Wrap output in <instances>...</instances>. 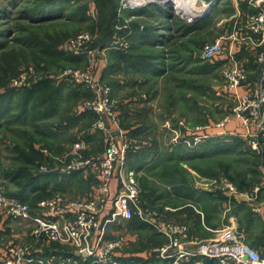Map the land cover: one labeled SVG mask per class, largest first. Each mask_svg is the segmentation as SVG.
Masks as SVG:
<instances>
[{"label": "rangeland", "instance_id": "obj_1", "mask_svg": "<svg viewBox=\"0 0 264 264\" xmlns=\"http://www.w3.org/2000/svg\"><path fill=\"white\" fill-rule=\"evenodd\" d=\"M45 1L48 0H0V32H5L6 41V45L0 50V59L2 57L0 69L12 72L10 79L6 80L7 84L13 76L26 72L34 74L37 81L45 79L52 82L49 89L62 86V101L55 116L50 120L36 123L39 126L38 133L48 131V135L41 136L43 138H37L40 134H37L34 131L35 127L30 124L25 126L13 124L11 127L6 124L8 120L20 116V111L17 110L20 94L15 95L7 112L0 116V191L10 195L18 190L16 183L10 182L7 178L6 172L23 162L19 160L21 159L19 149L24 147V142L31 135L41 139L36 147L40 153L49 157V163L43 165L41 171L48 172L51 167L58 170V174L47 179L44 186L40 184L42 190L46 191V194H60L77 201L86 199L94 187L90 183L92 180L88 181L89 183L84 180V174L76 178L74 175L71 176L75 171L64 174L65 167L72 160L71 157L67 159L66 157L71 155L75 144L84 141L82 139L89 142H85L83 150L88 155L86 158L98 161L105 150V144L103 140L101 141L103 136L94 129L96 122L94 115L79 116L75 113L79 101L89 98L85 94V88L72 84L65 75V71L69 69L84 70L88 64L83 59L80 64H73L63 57L52 60L50 64L37 61L33 56L26 55L27 48L16 39L29 33L62 37L63 43L59 50L63 52V49L66 50V42L70 39L81 33H91L95 25L103 24V19L108 13V5L103 9L105 15L99 20L93 0H60L61 4L56 5L46 4ZM201 1L206 3L205 5L209 4V7L202 5V2L197 4L198 8L200 10L204 8V11L192 20L175 15L173 6L159 2L141 5L122 13L121 16L118 15L120 22L115 26L116 31L125 30L134 34L131 37L130 53H127L130 57L120 62L111 56L104 60L97 55L93 61L96 77L111 85L117 127L123 131L127 139L136 144L138 147L136 150L139 152L142 149L139 152L142 155L157 152L161 158L163 155H176L170 166L166 164L164 168L157 170L158 163L146 159L152 162L151 166H144V169L139 170L140 201L143 207L145 206L142 197L145 199V196L151 193L148 191L151 186H156L157 191L153 196L157 199L163 193L161 185H165L171 179L177 180L182 177L183 171L178 169V161L175 160L179 157H182L187 170L191 168L188 172L197 169L206 174L203 176L208 184L209 181L215 182L217 188L220 186V179H227L234 185L243 182L244 186L247 185L243 193L248 194V191L253 190L255 185L261 182L258 156L251 150L248 139L238 137L237 128L233 130L234 135L226 131V126L229 125L226 121L231 116L236 101L223 91L224 80L220 63H211L201 58V50L205 45L214 43L235 26L236 5L232 4L233 0ZM43 2L45 5H42ZM47 5L50 7L44 8ZM59 15H63L64 18L55 19ZM46 16H52L53 19L35 22ZM249 68L250 71L253 70L252 77H256L255 70L251 69V66ZM39 96L38 93L37 97ZM75 116L79 117L73 120ZM107 124L111 125L109 122ZM217 125H223L222 129ZM216 129L221 130L219 132L221 136L214 143L209 140L201 141L199 150L206 148L210 152L216 148L217 152L204 154L194 152L193 159H189L187 155L189 153L191 155V152L184 149L189 147L187 143L193 144L191 142L193 132L211 137L215 135L211 133ZM184 132L186 136L183 135ZM171 149H177L178 155L173 154ZM80 154L85 157L83 153ZM43 168H46V171ZM87 175L85 176L89 177V172ZM177 175L179 177H175ZM92 177L95 178V175L91 173L90 178ZM155 181L159 185H156ZM248 184H252L253 189H249ZM211 188L213 189L212 186ZM36 197L37 193L27 194L25 200L35 207L38 203L34 201ZM249 203L251 202L247 201L242 206L236 204L234 209L239 208L240 215H244V218L254 224L255 238L260 234L264 236L262 227L255 220V213L251 208L253 206ZM145 210L150 212L146 207ZM233 225L246 242L249 239L246 237L248 233H244L239 217ZM129 229L126 228L127 244L131 238ZM26 240L30 241L24 243L32 242L31 238ZM161 243L160 237L155 236L154 239L146 229H143L137 235L135 244L141 251H148L157 246L154 250L156 251L168 243V239L167 242ZM127 244L120 253L122 250L127 252L130 250ZM61 248L58 246V250ZM51 249L57 247L51 246Z\"/></svg>", "mask_w": 264, "mask_h": 264}, {"label": "built area", "instance_id": "obj_2", "mask_svg": "<svg viewBox=\"0 0 264 264\" xmlns=\"http://www.w3.org/2000/svg\"><path fill=\"white\" fill-rule=\"evenodd\" d=\"M234 1L239 4L236 5L235 26L214 43L205 45L201 50V58L220 63L223 91L236 101L226 124L239 120L245 134L237 135L247 138L250 149L261 157V182L248 196L253 213L260 214L264 205L256 202L264 194V0ZM201 2L196 1L197 4ZM240 3H245L252 12L242 13L238 8ZM147 4L154 3L151 0H120L118 15ZM205 6L209 7V4ZM174 14L180 15L176 8ZM94 38L90 33H81L66 42L65 49L83 59L88 66L84 70L69 69L65 75L72 84L84 87L92 95L79 101L75 113L97 116L94 129L107 134V146L103 159L94 161L80 154L86 143L78 142L71 155L66 157L72 160L64 173L82 171L84 176H88V172L89 175L92 173L96 185L86 199L75 201L57 194L39 201L36 207L0 191V221L7 218L26 225L30 228L32 240L31 243L7 241L0 248V264H133L131 261L125 263L120 257V250L127 243L126 236L121 233L108 239L107 235L110 225L130 221L134 217L156 228L168 239V243L154 251L159 260L184 264L186 258L188 264H199L190 259L200 256L216 264H264V250L260 252L252 249L235 227L215 230L211 240L196 242L197 250L193 253L182 248L183 240L189 233L186 224L165 223L145 210L140 201V172L132 168L127 160L128 154L135 152L138 147L117 127L111 86L96 77L93 63L97 55L105 60L110 52L128 50L131 43L126 37L116 35L107 46L92 48ZM243 51L248 52L258 70L259 76L254 81L250 79L246 67L250 59L240 56ZM36 80L34 74L24 72L12 80L11 87L24 89ZM107 120L112 127L107 124ZM207 138L209 136H198L194 143ZM43 170L46 171V168ZM115 180L118 187L113 193L112 184ZM219 181L218 188L215 182L210 181L216 191L231 197L239 194L231 181ZM109 206L111 210L107 213ZM57 245L62 248L58 250ZM51 246L57 249H51Z\"/></svg>", "mask_w": 264, "mask_h": 264}, {"label": "crops", "instance_id": "obj_3", "mask_svg": "<svg viewBox=\"0 0 264 264\" xmlns=\"http://www.w3.org/2000/svg\"><path fill=\"white\" fill-rule=\"evenodd\" d=\"M233 5H239L237 2L233 0ZM240 8V11L242 13L249 12V8L247 5H242L238 7ZM237 11V9L235 10ZM243 54V53H242ZM241 54V55H242ZM243 58L250 59V56L248 54H243ZM249 66H251V69H254L255 73L258 75V70L255 68L252 62L247 63V72L250 75H253V70L250 71ZM259 76V75H258ZM111 124L110 121L107 120ZM234 123V124H233ZM238 123V124H237ZM218 126V125H217ZM112 127V125H111ZM239 127V128H238ZM237 128L238 134H245V129L242 127V124L239 120H236L235 122H231L229 125L226 126V131H230V133H234L233 130ZM222 129V128H221ZM176 133V130L174 131ZM183 132V131H181ZM220 129L214 130L211 134H215L207 139H202L203 142L209 140V142H215V140L221 136ZM116 133V131H115ZM195 133V134H194ZM202 136H208L207 134L201 135L198 132H193V144L189 143V147H195L196 146V152H199V144H195V138ZM183 135L186 136V133L184 132ZM189 135V134H188ZM232 135V134H231ZM245 140V139H244ZM211 144V143H210ZM198 147V148H197ZM209 148V147H207ZM173 151V154L178 155L177 149H171ZM188 150V149H184ZM204 153H211L208 152V150L205 148ZM177 152V153H176ZM190 152V150H189ZM185 153V151H184ZM104 154L101 156V159H103ZM176 155H163L161 160L157 163H155L157 170L158 168H164L165 165L172 163L171 161L174 160ZM173 158V159H171ZM176 162L178 161V169H181L183 171L182 177L178 178L177 180L171 179L170 181H167L165 185L162 186L163 193L161 197L155 199L154 193L157 191L155 189L154 185L151 186L148 190L151 193L148 196L142 197L143 204L148 209L153 216L160 219L161 221L165 223H174V224H186L189 228V233L186 239L183 240V246L182 248H185L186 250L190 252H195L197 250V244L196 242L201 241H209L211 240L215 233V230H218L222 227L232 226L235 227L233 224H236V220L239 217L240 222L243 226V231L246 234V237L249 238L246 243L254 250L261 249L264 250V236L263 234L258 235L257 238L254 237V224H252L251 221H248L247 218H244V215H240L239 208L234 209V206L236 204L242 206L243 204H246L248 201V196L250 195V191L247 193L239 192V194L236 196L231 197L229 194L224 192H218L215 189L211 188V185L208 184L205 176H203L204 173L198 171L197 169H193L188 172L191 168L187 170L186 165H184V162L182 157L175 159ZM148 162L146 166H151ZM160 165V166H159ZM181 167H180V166ZM159 166V167H158ZM144 167V168H145ZM143 168V169H144ZM190 173V174H189ZM261 173V172H260ZM180 174V173H178ZM91 175V174H90ZM176 175V174H172ZM206 175V174H204ZM174 177V176H173ZM175 177H179L178 175ZM86 181L89 180V177L85 178ZM96 182V178L92 181V183ZM210 182V181H209ZM156 185H159L157 181H155ZM96 185V184H95ZM95 185H92L93 187ZM117 181L115 180L112 184V192L116 193L117 191ZM217 193V194H216ZM89 196V195H88ZM249 202V201H248ZM256 203H263L264 205V194L261 195L260 199ZM251 204V203H249ZM236 207V206H235ZM251 207V206H250ZM111 210V207H108L107 213ZM255 220L257 221V224L262 227V233H264V206H263V212L260 214H255ZM142 222V221H141ZM140 220L134 219L130 221H120L119 223H115L109 226V233L107 235L108 239H112L117 237L119 234H124L127 238L128 232L126 228H130V241L128 242L127 246L130 248V250L127 251H121L120 257H122L123 261L125 263L131 261L133 264H172V261H165V260H159L156 257V254L154 253V250L157 248V246H153L151 250L148 251H141L138 248H140L135 243L137 242V235L140 234V231L143 229H146L148 233L155 239V236H158L162 239V243L167 242V238L164 237L156 228L152 226H148L144 223H141ZM256 233V232H255ZM259 234V233H258ZM129 236V237H130ZM27 238H31V231L30 228L26 225H20L14 221H11L7 218H3L0 221V248H3L7 241L9 240H15L16 242H28L30 240H26ZM128 240V238H127ZM138 246V247H137ZM160 245H158L159 247ZM137 247V248H136ZM184 264H188V260L186 261V258L184 259ZM191 262H199V264H216L215 261L211 260H204L202 257H194L190 259Z\"/></svg>", "mask_w": 264, "mask_h": 264}, {"label": "trees", "instance_id": "obj_4", "mask_svg": "<svg viewBox=\"0 0 264 264\" xmlns=\"http://www.w3.org/2000/svg\"><path fill=\"white\" fill-rule=\"evenodd\" d=\"M119 1L120 0H93V5L95 7L94 10L96 12L97 17L99 16V20L101 19L102 16L105 15L103 9L105 8L106 5H108L107 7L108 13L107 16H105V18L103 19V24L95 25V27L90 33L95 37L92 42V48L107 46L108 44L111 43V41L116 35L126 37L131 43V37L132 35H134L133 32H129L125 30L116 31L115 29V26L118 24L117 22H120L117 13L119 9ZM206 1L210 2L212 0H206ZM45 3L49 5H56L58 3L61 4L60 0H48L45 1ZM45 3L43 2L42 5H45ZM49 5L45 6L44 8H49L50 7ZM242 5H246V4L242 3ZM250 12H252V9H250ZM51 17L46 16L45 18L38 19L35 22L51 21L53 19ZM60 18H64V16L59 15V17H56L55 19H60ZM4 38H5V32H0V50L4 48V46L6 45V41L4 40ZM16 40H20L24 45V47L27 48L28 52L25 51L26 55L33 56L37 61H42L50 64L52 60L55 61L63 57L73 64H80L81 62L80 58L75 57L69 51L63 49L62 52L59 50V46L63 43L62 37L48 36V35L39 36V34L29 33L26 36L20 37L19 39ZM129 49L126 51L110 52L108 56H111L112 59L116 61L122 62L126 57H130L127 56L128 55L127 53H130ZM243 52H244L243 54H248V52L245 51ZM1 60L2 57L0 59V62ZM250 62H252L251 57H250ZM130 65L133 66L132 63H130ZM11 74L12 72L9 73V70L7 69H2V70L0 69V116H2L7 112L9 104L12 103V100L15 97V95L20 94L21 99L17 105V110L20 111V116L8 120L6 124L8 125V127L9 126L11 127V125L13 124H17V125L19 124L22 126L30 124L31 126L35 127L34 131L37 134H40V137L37 136V138H43L41 136L48 135V131L47 132L39 131L38 133L37 129H39V126H37L36 123L40 121L44 122L46 120H50L55 116L57 109L59 108V104L62 101V86L55 87L54 89H49L51 87L52 82L42 79L40 81L36 80L29 87H25L24 89L17 90L16 88L11 87V82L15 77H18L20 74L13 76L10 82L7 84L6 80H8ZM258 75H256V77H252L253 75L252 76L250 75V79L254 81L258 78ZM38 93L40 94L39 97H37ZM85 94L88 95L89 98L92 96L88 91H86ZM92 115H94L95 119L97 120V116L95 114ZM79 116H75V119L73 120H76ZM97 132L101 133V135L103 136V139H101V141L103 140L106 149L107 134L102 131H97ZM40 140L41 139H36L33 136L29 135L28 139L24 142V147L19 149V154L21 158L19 160H22L23 162L20 163V166L14 167L11 169V171L6 172V176L10 180V182L11 181L15 182L18 187V190L14 194H10L7 196L17 197L19 199H22L28 204L29 202L25 200L27 194L37 193V197L34 200L35 202H39L41 200L54 196L53 194H46V191L42 190L41 188V185L44 186L47 179L53 178L58 174V170L53 169V167H51L49 168L50 171L48 172L41 171L42 166L45 165L46 163H49V157H46L44 154L40 153L39 150L37 149L36 146L40 143ZM82 140H84V142L89 143L85 139ZM191 142H193V140ZM195 148L196 146L187 148L191 152V155L190 153L187 155L189 159L191 158L193 159V156L195 155L194 152H196L193 149ZM215 151L217 152L216 148L211 149V152H215ZM139 152L138 150H136L135 152L132 151L128 154V158H127L129 165L138 171L141 170V168H143L150 161L158 162L161 160L160 154H157V152L154 153L152 152L143 155ZM204 152L205 150L202 149L199 150V152L197 153L204 154ZM80 153H83L85 157H88L86 152L80 151ZM131 153H133V155ZM146 159H150V161H146ZM258 161H259L258 164L259 172H261L260 167L262 160L260 156H258ZM80 174L82 175L83 172L75 171L71 174V176L74 175L75 176L74 178H76V176H79ZM90 176L91 175H89V180H88L89 182L91 180L93 181L94 179L93 177L91 179ZM84 180H85V176H84ZM260 180H261V173H260ZM88 181L86 182L89 183ZM92 181L90 182L91 185H95L96 182L92 183ZM259 184L260 183H258L257 185ZM4 186L6 187L7 185L5 184ZM236 186L240 191H245L247 187V185L246 186L243 185V182H241V184H237ZM248 186L249 189H253L252 184H248ZM252 191L253 190H250V192ZM134 219H138V218L134 217L132 220Z\"/></svg>", "mask_w": 264, "mask_h": 264}, {"label": "bare ground", "instance_id": "obj_5", "mask_svg": "<svg viewBox=\"0 0 264 264\" xmlns=\"http://www.w3.org/2000/svg\"><path fill=\"white\" fill-rule=\"evenodd\" d=\"M155 2H159L163 5L168 6V1H172L173 6L177 9L178 13L192 20L193 18L197 17L198 15L202 14L204 11L200 10L197 6L196 1L199 0H154Z\"/></svg>", "mask_w": 264, "mask_h": 264}, {"label": "water", "instance_id": "obj_6", "mask_svg": "<svg viewBox=\"0 0 264 264\" xmlns=\"http://www.w3.org/2000/svg\"><path fill=\"white\" fill-rule=\"evenodd\" d=\"M152 3H156L154 0H152ZM168 3H169V5L168 6H173V4H172V1H168Z\"/></svg>", "mask_w": 264, "mask_h": 264}]
</instances>
